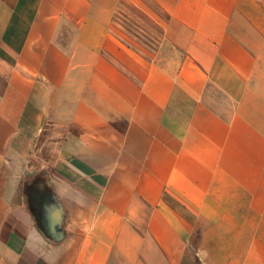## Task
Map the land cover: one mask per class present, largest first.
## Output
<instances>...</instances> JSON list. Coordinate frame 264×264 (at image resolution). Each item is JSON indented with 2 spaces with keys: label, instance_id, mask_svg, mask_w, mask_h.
<instances>
[{
  "label": "crops",
  "instance_id": "0c3cea01",
  "mask_svg": "<svg viewBox=\"0 0 264 264\" xmlns=\"http://www.w3.org/2000/svg\"><path fill=\"white\" fill-rule=\"evenodd\" d=\"M0 264H264V0H0Z\"/></svg>",
  "mask_w": 264,
  "mask_h": 264
}]
</instances>
